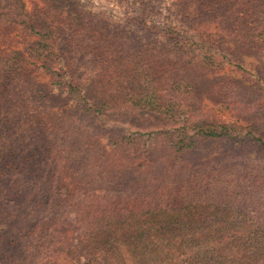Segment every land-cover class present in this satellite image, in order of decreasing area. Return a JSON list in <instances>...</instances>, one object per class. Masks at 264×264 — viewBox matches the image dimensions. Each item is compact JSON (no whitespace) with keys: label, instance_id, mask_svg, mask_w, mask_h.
<instances>
[{"label":"trees","instance_id":"obj_1","mask_svg":"<svg viewBox=\"0 0 264 264\" xmlns=\"http://www.w3.org/2000/svg\"><path fill=\"white\" fill-rule=\"evenodd\" d=\"M122 1L123 25L84 0H0V264H264V78L217 75L188 23L227 16L259 56L264 11Z\"/></svg>","mask_w":264,"mask_h":264},{"label":"rangeland","instance_id":"obj_2","mask_svg":"<svg viewBox=\"0 0 264 264\" xmlns=\"http://www.w3.org/2000/svg\"><path fill=\"white\" fill-rule=\"evenodd\" d=\"M86 1L93 10H102L105 12V16L111 21L123 25L131 16L129 5L122 0H84ZM29 8L32 7L34 0H25ZM171 2V0H166V3ZM165 3V4H166ZM196 8V6H195ZM254 8L259 13V16L262 11H264V0H255ZM199 16V13H198ZM211 16V17H209ZM164 15L162 14L160 18H156L155 21L160 22L163 20ZM199 19V20H198ZM153 20V19H152ZM199 27V33L205 34L206 32H212L211 43L217 50H219L220 55H218V61L221 64L217 70V75H231L236 76L241 79L245 75L253 78V81H257L258 78H264V48L260 51L259 56L249 54L244 50H240V43L237 40L240 38L238 33V28L242 29L241 24H230L227 16H222L219 18L214 17L210 10L208 11L207 17L205 15L195 17L192 22ZM261 26H264V23L260 22ZM261 30V29H260ZM259 30V31H260ZM23 31L17 32L13 35V45L17 49L24 48L23 41ZM264 46V42H263ZM194 54H197L198 51H193ZM242 66L246 72L240 69ZM25 72L27 74H32L38 80L43 82H48L50 80L49 74L40 67L38 64L34 63L31 59H27L25 63ZM247 82V80H246ZM203 108L207 111H210L213 116H216L221 121L225 122H234L236 117L233 113L225 106L221 104H215L210 100L206 99L203 101ZM110 126H118L126 129L128 132L135 130L134 127L129 124L105 121ZM146 156L143 155L142 158ZM142 160V159H141Z\"/></svg>","mask_w":264,"mask_h":264}]
</instances>
